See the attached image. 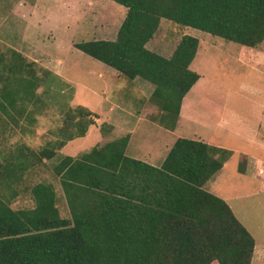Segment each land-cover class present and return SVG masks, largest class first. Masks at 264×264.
Instances as JSON below:
<instances>
[{
  "label": "trees",
  "instance_id": "16d2710c",
  "mask_svg": "<svg viewBox=\"0 0 264 264\" xmlns=\"http://www.w3.org/2000/svg\"><path fill=\"white\" fill-rule=\"evenodd\" d=\"M112 1L126 9L115 40L73 46L123 80L141 78L154 86L153 97L166 114L161 123L178 117L183 97L199 79L189 69L197 38L182 34L169 59L145 48L162 19L246 48L264 42V0ZM7 53L0 55V114L15 126L14 116L35 123L34 62L15 50ZM82 108L71 109L78 114L58 130L52 148L35 152L20 146L9 156L0 150V264L252 263L253 237L226 202L203 188L231 152L202 141L177 139L159 168L126 156L127 136L61 157L53 172L68 216H61L49 183L33 185L29 196L18 194L24 173L95 125ZM99 130L105 135L112 126ZM0 131H5L1 117ZM3 190L8 196L1 197Z\"/></svg>",
  "mask_w": 264,
  "mask_h": 264
},
{
  "label": "rangeland",
  "instance_id": "374dc122",
  "mask_svg": "<svg viewBox=\"0 0 264 264\" xmlns=\"http://www.w3.org/2000/svg\"><path fill=\"white\" fill-rule=\"evenodd\" d=\"M18 1L0 0V55L12 49L29 62H34L39 80L37 100L30 109L35 123H26V120L22 121L23 117L14 116L18 123L15 126L11 118L0 114L5 122V131H0L1 153L9 156L20 146L35 152L52 148L51 143L59 138L58 130L64 127L71 115L78 114V111L71 114V109L84 107L101 120V123L90 127L92 132L88 128L84 137L68 142L61 150L55 151L52 159L43 160L24 173L16 185L18 194L29 196L33 185L41 182L51 184L60 200V214L64 217L68 213L58 177L53 172L61 157L68 153L77 157L122 136L124 132L119 129L105 135L99 130L102 124L106 125V129L109 123L113 124L112 116L122 113L121 109L129 111L130 115L125 114L120 126L132 132L131 145L126 147L125 154L129 157L141 156L148 148L167 142L158 136L152 124L154 121L160 124L164 112L153 97L154 86L143 87L141 78L133 83L119 76L116 86L110 90V86L114 85L110 81L114 70L72 46L86 42L90 37L78 34L73 39L65 26L46 28L53 32L51 36L46 30L26 25L17 15L21 12L16 7ZM182 34L199 40L193 69L203 78L198 88L187 92L188 100L183 107L186 118L181 119L184 126L181 133L184 131L183 134L189 137L199 135L212 144L233 150L222 169L203 188L226 202L253 237L255 249L251 264H264V42L257 48H245L164 19L156 40L174 42ZM56 61L63 64L58 65ZM170 104L174 110L175 100ZM140 114L143 117L138 120L136 117ZM92 116L88 119L94 120ZM169 119L162 122L164 127L171 124L176 127L178 117ZM162 123L160 125L163 126ZM204 130L224 136L209 137ZM235 132L251 136L241 140ZM170 145L167 144V147ZM7 192L3 190L1 197L8 196ZM29 204L22 203L26 207ZM12 207L17 209L19 204L13 203Z\"/></svg>",
  "mask_w": 264,
  "mask_h": 264
},
{
  "label": "crops",
  "instance_id": "0c3cea01",
  "mask_svg": "<svg viewBox=\"0 0 264 264\" xmlns=\"http://www.w3.org/2000/svg\"><path fill=\"white\" fill-rule=\"evenodd\" d=\"M54 4L57 5L56 8H54L55 7ZM16 7L17 10L21 11L20 14L17 13V15L20 17V20L26 23V25L38 27L43 30H46L49 32V35L51 36L53 32L46 28L54 27V26H60V27L65 26L64 29L71 32L70 37H73V39L74 37H76V35L83 34L86 35V37L91 38L88 41H114L118 29L126 15V9L123 6L113 2L112 0H30V1L19 0ZM162 20L160 22L157 32L159 31L162 25ZM157 32L154 34L153 38L146 43L145 48L165 59H169L180 38L174 42L168 40H158V39L156 40ZM69 41L71 43H74L73 42L74 40L70 39ZM196 59H197V53L189 66V69H191V71L193 72L196 71L193 69ZM56 62L58 65L63 64L62 61H56ZM113 72L114 73H111L112 75L110 77V81H112L114 85L110 86V90L114 86H116L115 83L118 80V73L115 70ZM196 73L199 75V79L192 86L189 92H192L193 88L195 87L198 88V86L200 85L199 83L203 78V76L200 75L198 71H196ZM136 80L137 78L134 79L132 82L135 83ZM138 85L140 86V84ZM142 86L152 87L150 83L144 80ZM187 100H188V96L186 94L181 101L180 110L178 114V121L174 129H168L160 124L157 123L155 124V121L152 122L158 136L161 137L162 139H166L167 142L166 141L164 143L160 142L158 143V145L155 146V148L152 147L148 148V150L144 151L141 154V156H134L130 158L139 160L148 165L159 168L163 160L165 159L167 153L169 152L170 148L173 146L174 142L179 138L198 140L208 145L225 149L222 148L219 144H212L208 142L209 140L203 139L202 136L194 135L189 137L188 135L183 134L184 131L181 133L182 128H184V126L181 124V119L182 117L186 118L183 112V107H184V103ZM110 111H113L112 107H110ZM119 111L122 113H116L115 115L112 116L113 124L109 123L110 126H112V133L114 130L119 129L120 131L124 132V134L118 138L127 136L129 137L130 140L132 134L131 130L124 129V127L120 126L123 124V122L121 121L125 118V114L130 115V112L124 111L122 109ZM92 117L96 124L101 123L100 119L94 116ZM141 117L143 116L140 114L136 118L138 120H141ZM211 127L217 128V126L215 125L213 126L211 125ZM90 131L91 129L89 127V132ZM204 131H206L205 133H207L209 137H218L217 135H222L214 131H208V130H204ZM234 134L238 138H241V140H247L248 136H251V135H242L241 132H235ZM129 140L127 146L131 145V143H129ZM169 143L171 145L167 147V144ZM225 150H228L231 153L233 151L230 147L228 149L226 148ZM72 155H74V152L72 153ZM66 156H70L69 153Z\"/></svg>",
  "mask_w": 264,
  "mask_h": 264
}]
</instances>
